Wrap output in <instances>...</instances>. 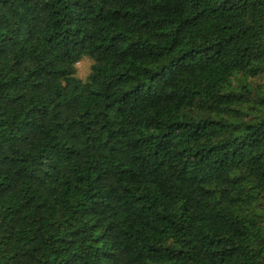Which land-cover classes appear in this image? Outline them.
<instances>
[{
	"label": "trees",
	"instance_id": "16d2710c",
	"mask_svg": "<svg viewBox=\"0 0 264 264\" xmlns=\"http://www.w3.org/2000/svg\"><path fill=\"white\" fill-rule=\"evenodd\" d=\"M0 264H264V0H0Z\"/></svg>",
	"mask_w": 264,
	"mask_h": 264
},
{
	"label": "clouds",
	"instance_id": "9594fccd",
	"mask_svg": "<svg viewBox=\"0 0 264 264\" xmlns=\"http://www.w3.org/2000/svg\"><path fill=\"white\" fill-rule=\"evenodd\" d=\"M96 64V60L93 56H90L87 51H83L80 54L79 59L73 62L72 77L81 81H86L88 75L91 73L93 66Z\"/></svg>",
	"mask_w": 264,
	"mask_h": 264
}]
</instances>
